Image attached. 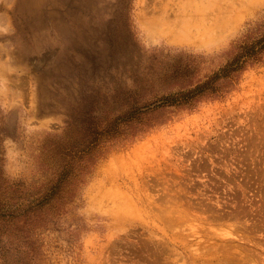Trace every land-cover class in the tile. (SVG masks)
<instances>
[{"label": "rangeland", "instance_id": "374dc122", "mask_svg": "<svg viewBox=\"0 0 264 264\" xmlns=\"http://www.w3.org/2000/svg\"><path fill=\"white\" fill-rule=\"evenodd\" d=\"M257 24L264 0H0V209L23 215L0 264H264V64L48 191L98 92L155 101L159 71L203 77Z\"/></svg>", "mask_w": 264, "mask_h": 264}, {"label": "trees", "instance_id": "16d2710c", "mask_svg": "<svg viewBox=\"0 0 264 264\" xmlns=\"http://www.w3.org/2000/svg\"><path fill=\"white\" fill-rule=\"evenodd\" d=\"M263 64L264 24H257L232 43L224 63L203 77L195 78V72H189V64L182 68L183 65L176 63L159 71L161 83L155 101L145 102L138 86L111 87L109 91L98 92L89 109L81 108L77 112L75 123L67 122V126L73 127L68 137L56 141L55 149H49L55 162L54 184L48 189L50 196L79 183L89 165L107 150L161 124L169 115L194 110L204 101L225 99L237 88L245 71ZM9 209H0L2 235L9 230L7 226L23 216Z\"/></svg>", "mask_w": 264, "mask_h": 264}]
</instances>
